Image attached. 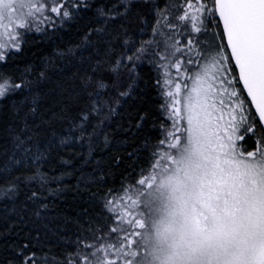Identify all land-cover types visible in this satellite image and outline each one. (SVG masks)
Wrapping results in <instances>:
<instances>
[{
    "label": "snow or ice",
    "instance_id": "snow-or-ice-1",
    "mask_svg": "<svg viewBox=\"0 0 264 264\" xmlns=\"http://www.w3.org/2000/svg\"><path fill=\"white\" fill-rule=\"evenodd\" d=\"M0 264H264V0H0Z\"/></svg>",
    "mask_w": 264,
    "mask_h": 264
},
{
    "label": "rangeland",
    "instance_id": "rangeland-1",
    "mask_svg": "<svg viewBox=\"0 0 264 264\" xmlns=\"http://www.w3.org/2000/svg\"><path fill=\"white\" fill-rule=\"evenodd\" d=\"M4 39H7V35L5 34Z\"/></svg>",
    "mask_w": 264,
    "mask_h": 264
}]
</instances>
